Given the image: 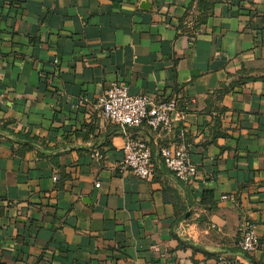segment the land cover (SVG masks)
I'll use <instances>...</instances> for the list:
<instances>
[{
	"label": "crops",
	"instance_id": "1",
	"mask_svg": "<svg viewBox=\"0 0 264 264\" xmlns=\"http://www.w3.org/2000/svg\"><path fill=\"white\" fill-rule=\"evenodd\" d=\"M196 1L0 0V264H264V0H217L193 30ZM112 83L183 113L128 129L149 180L91 108ZM179 144L190 184L158 155Z\"/></svg>",
	"mask_w": 264,
	"mask_h": 264
},
{
	"label": "built area",
	"instance_id": "2",
	"mask_svg": "<svg viewBox=\"0 0 264 264\" xmlns=\"http://www.w3.org/2000/svg\"><path fill=\"white\" fill-rule=\"evenodd\" d=\"M90 105L102 120L118 126L122 133L120 170L131 172L139 180L151 179L154 173L151 149L144 141L132 138L128 129L145 124L157 135L171 133L183 119L177 101H154L144 95H130L126 85L112 83ZM158 155L163 166L179 182L190 184L197 180V167L184 144L162 147ZM56 180V177H53V181ZM187 227V222L181 221L176 230L177 236L188 239ZM238 246L246 256L252 255L258 249L259 239L252 226L245 225L240 229ZM224 264L239 263L226 261Z\"/></svg>",
	"mask_w": 264,
	"mask_h": 264
},
{
	"label": "trees",
	"instance_id": "3",
	"mask_svg": "<svg viewBox=\"0 0 264 264\" xmlns=\"http://www.w3.org/2000/svg\"><path fill=\"white\" fill-rule=\"evenodd\" d=\"M197 12L199 13L195 18L192 19V29L196 30L197 27L206 23L207 17L211 14V10L214 5L218 2L217 0H197ZM206 195V193L204 194ZM205 197L203 196V201ZM213 208H210L211 210Z\"/></svg>",
	"mask_w": 264,
	"mask_h": 264
}]
</instances>
